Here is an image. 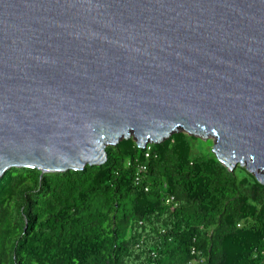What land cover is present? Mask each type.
Here are the masks:
<instances>
[{"label": "water", "instance_id": "1", "mask_svg": "<svg viewBox=\"0 0 264 264\" xmlns=\"http://www.w3.org/2000/svg\"><path fill=\"white\" fill-rule=\"evenodd\" d=\"M178 131L264 184V0H0V177Z\"/></svg>", "mask_w": 264, "mask_h": 264}, {"label": "trees", "instance_id": "2", "mask_svg": "<svg viewBox=\"0 0 264 264\" xmlns=\"http://www.w3.org/2000/svg\"><path fill=\"white\" fill-rule=\"evenodd\" d=\"M193 137L121 139L81 170L7 169L0 264H264V184Z\"/></svg>", "mask_w": 264, "mask_h": 264}, {"label": "rangeland", "instance_id": "3", "mask_svg": "<svg viewBox=\"0 0 264 264\" xmlns=\"http://www.w3.org/2000/svg\"><path fill=\"white\" fill-rule=\"evenodd\" d=\"M193 136H194V135H193ZM200 139H201L200 137H198V136H194L193 139L190 140L193 149H197V148H199L200 146H203V145H204V142H200V141H201ZM206 139H209V140L211 141V144H212V140H211L209 137H206ZM202 140H203V139H202Z\"/></svg>", "mask_w": 264, "mask_h": 264}, {"label": "built area", "instance_id": "4", "mask_svg": "<svg viewBox=\"0 0 264 264\" xmlns=\"http://www.w3.org/2000/svg\"><path fill=\"white\" fill-rule=\"evenodd\" d=\"M171 200H172V197L170 196V197H168V198L165 199V202L168 203V202H170Z\"/></svg>", "mask_w": 264, "mask_h": 264}]
</instances>
